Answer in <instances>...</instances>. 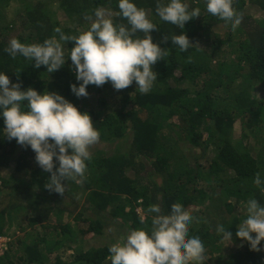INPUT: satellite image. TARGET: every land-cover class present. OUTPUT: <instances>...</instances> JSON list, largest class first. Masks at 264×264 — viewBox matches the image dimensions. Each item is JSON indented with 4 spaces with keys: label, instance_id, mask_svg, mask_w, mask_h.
<instances>
[{
    "label": "trees",
    "instance_id": "trees-1",
    "mask_svg": "<svg viewBox=\"0 0 264 264\" xmlns=\"http://www.w3.org/2000/svg\"><path fill=\"white\" fill-rule=\"evenodd\" d=\"M57 1L66 17L63 22L54 18L55 11L47 3L0 0V73L8 75L11 83H19L22 91L58 93L82 114L90 115L100 141L131 136V146L125 150L117 145L110 155H91L83 182H68L64 195L52 192L58 200L54 205L45 188L51 173L38 166L30 146L7 139L0 114V168L12 167L22 175L0 178V237L5 216L16 212L27 223L21 228L25 234L17 239V248L6 249L0 264H47L52 253V264H111L109 248L118 237L101 219L104 210L124 220L128 234L141 228L150 232L156 214L148 208L159 205L161 214L169 215L174 203L182 204L195 218L187 238L201 239L208 257L205 264H264V241L257 252L236 237L237 227L248 215L247 202L256 199L264 206V184L254 183L257 173L264 181V0H233V9L242 16L236 31L231 21L207 11V0H181L189 11L200 9V16L186 22L184 29L163 21L156 12L158 3L167 5L170 0H130L156 25L150 32L152 42L169 52L152 66L157 73L152 89L142 94L133 81L128 88L115 90L106 82L100 87L88 85L89 95L79 98L70 88L82 83L76 80L68 57L74 42L66 44L65 64L49 74L45 66L35 68L34 60L20 55L13 59L6 51L10 40L16 38L26 45L43 44L53 37L59 40L56 28L78 36L90 28L85 16L95 19L97 8H103L114 25H130L120 13L119 0ZM10 2L20 3L23 10L7 19L3 11ZM219 24L226 26L225 32L216 30ZM180 34L193 44L187 51L171 40ZM137 35L144 36L142 32ZM165 36L169 37L166 42ZM100 108L109 111L102 115ZM192 147L213 149V157L201 164L191 153ZM55 164L59 166L58 161ZM82 185L89 195L80 205L74 193ZM65 196L72 200L67 212L75 213L79 224L66 221L56 226L51 221L56 210L64 208L60 202ZM88 209L98 217H84ZM216 225L231 232L232 240L222 241ZM103 235L104 241L99 238ZM90 239L95 245H90ZM67 249L72 253L64 261L59 254L66 255Z\"/></svg>",
    "mask_w": 264,
    "mask_h": 264
},
{
    "label": "clouds",
    "instance_id": "clouds-1",
    "mask_svg": "<svg viewBox=\"0 0 264 264\" xmlns=\"http://www.w3.org/2000/svg\"><path fill=\"white\" fill-rule=\"evenodd\" d=\"M232 2L207 0L206 7L212 16L231 21L232 30L236 31L242 23V16L237 15ZM118 6L130 27L114 25L107 18L106 11L97 8L95 19L92 15L85 16L91 21L90 28L78 36L65 35L56 28L59 40L53 37L43 44L26 45L12 38L6 51L13 59L20 55L34 60L35 68L45 66L50 74L65 64L64 45L71 41L74 47L68 57L76 80L82 83L79 87L72 84L70 88L78 98L89 95L88 85L100 87L106 82H111L115 90H122L135 81L139 92L147 94L157 78L152 66L169 52L152 42L150 32L157 27L143 9L130 0H119ZM156 12L163 21L180 29H184L186 22L200 16L199 8L189 11L188 5L181 0H170L167 5L158 3ZM140 32L144 34L142 38L137 35ZM168 39L164 37L165 42ZM171 40L182 52L193 45L185 34L172 36ZM0 114L4 118L7 139H15L22 147L30 146L36 153L38 166L51 173L45 184L49 192L64 195L68 182H83L86 161L92 158L89 149L100 141V132L93 127L88 113L82 114L58 93L45 91L40 94L33 88L22 91L19 83H11L8 75L0 73ZM254 183L258 187L264 184L259 173ZM148 212L156 214L150 232L144 228L132 230L122 241L111 245V264H205L207 257L201 239L187 238L189 225L195 218L182 204H172L169 215L161 214L159 205H151ZM247 214L237 227L236 237L247 241L250 250L258 252L261 250L258 245L264 241V206L256 199H250ZM141 223H144L143 217ZM216 232L222 241L232 240V233L223 225H218Z\"/></svg>",
    "mask_w": 264,
    "mask_h": 264
},
{
    "label": "rangeland",
    "instance_id": "rangeland-1",
    "mask_svg": "<svg viewBox=\"0 0 264 264\" xmlns=\"http://www.w3.org/2000/svg\"><path fill=\"white\" fill-rule=\"evenodd\" d=\"M30 3L32 4H37L38 2H42V3H47L50 7V9H52L53 11H55V15L54 18H57L59 21H64L66 20V17L61 13V10L59 9V2L57 0H29ZM23 10V5H21L20 3H16V2H10L7 6H5V9L3 11V14L5 16V18L7 19H12L14 18L16 15L19 14V12H21ZM246 13H250V11H247ZM260 15H262V12H259ZM64 25V24H63ZM216 30L218 32H225L226 31V26H224L223 24H219L216 26ZM67 48L66 45H64V54H67ZM129 93L133 95V91L132 89L129 90ZM100 111L103 114H106L109 110H102V108H100ZM240 123L238 122L236 124V128H239ZM117 145H120L122 148H124L125 150H129L130 146H131V136H126L121 138L120 141L118 140H107V141H99V143L93 145L90 147L89 151L91 153L92 156H97L99 154L103 155L104 152L109 153V155L112 153V151H115ZM187 146V145H186ZM102 153H100V152ZM191 153L194 154V156L197 158V162L201 163V164H205L208 162L209 159H211L213 157V149H204L203 147H192L190 149ZM254 151V150H252ZM188 153V152H187ZM56 163V160L54 161ZM13 168L12 167H1L0 168V178L2 179H9L11 177L12 174H15V177L18 178V176H22L20 173H14L13 172ZM26 179H29L28 177H25ZM1 182V180H0ZM89 190L86 189L83 185L82 187L79 186V189L75 191L74 196L76 197L77 203H79L80 205L85 204L84 201L86 200V198L88 197ZM48 199L50 201V203L58 204V200L54 199V195L52 194V192L48 191ZM71 197L65 196L64 200H62L60 202L61 206H64V208H58L54 214V220L51 221V223L55 224L56 226H59L60 224H64L66 221H70L73 222L74 224H79L77 221L74 220V216L75 213L72 212H67L68 209L72 208L71 205ZM49 203V204H50ZM46 204V203H45ZM63 210H66V212H64ZM140 211L141 214L142 210L139 208L138 209ZM99 214L96 215V212L94 210H85L84 211V217H92L94 216L95 218L98 217ZM101 219L107 221V228L108 231H110L111 233H114L118 239L117 241H115V243L122 241L124 238H126V236L128 235V231L126 229V224L124 220H119V219H114L113 216L110 214L109 210H104L102 214H100ZM144 215V214H143ZM145 216V215H144ZM143 216V218H144ZM6 218V222H5V226H4V235H2L0 237V256L4 254L5 251H7L6 249L13 247V248H17L18 244H17V239H20L25 233L23 231H21V228L24 226V224H27L26 222H23L21 219V215H19L18 213H13V215H9L5 216ZM217 218H214L213 224L217 221ZM218 226V225H216ZM106 234L108 235V239L109 241H113V238H111V236L109 235V233L106 232ZM100 239L103 238V241L105 239V236L103 235L102 237H99ZM95 240H99V239H95ZM93 241V242H92ZM88 242H92V244L90 245H95V241L90 239ZM103 243V242H102ZM238 242L236 241L234 244H237ZM231 247V246H230ZM66 255L63 253L62 256L61 254H59V256L62 258V260L64 261H68L70 258L67 256L69 254H71V250L67 249L66 250ZM55 253H52L50 255V259H49V263L47 264H52L55 260ZM207 257V256H206ZM208 258V257H207ZM34 264V263H33Z\"/></svg>",
    "mask_w": 264,
    "mask_h": 264
}]
</instances>
